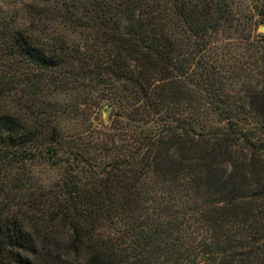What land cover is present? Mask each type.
Listing matches in <instances>:
<instances>
[{
    "label": "trees",
    "instance_id": "obj_1",
    "mask_svg": "<svg viewBox=\"0 0 264 264\" xmlns=\"http://www.w3.org/2000/svg\"><path fill=\"white\" fill-rule=\"evenodd\" d=\"M42 2L0 80V264H191L202 238L264 264V0ZM219 156L260 179L250 216L206 200Z\"/></svg>",
    "mask_w": 264,
    "mask_h": 264
},
{
    "label": "rangeland",
    "instance_id": "obj_2",
    "mask_svg": "<svg viewBox=\"0 0 264 264\" xmlns=\"http://www.w3.org/2000/svg\"><path fill=\"white\" fill-rule=\"evenodd\" d=\"M42 2L43 0H0V80L4 79L6 76L9 77L11 74V69L9 67V61L11 59L8 56V43L13 36L20 34L22 30L27 29V27H32L33 16V4ZM43 3V2H42ZM33 9V10H32ZM31 10V11H30ZM38 13H35L38 17ZM64 34L67 35L69 39L78 37L77 34L73 33L69 28H61ZM261 33H264V26L259 28ZM62 101L67 100L66 95H61L59 97ZM112 108L109 105V101L103 99L101 108L98 109L96 113L97 119H95V124H99L101 127L107 129L110 125V114ZM70 121L62 122L63 126H71ZM202 148H197L200 153ZM204 155V151L202 154ZM174 156L171 157L166 155L163 167L169 168L172 163ZM211 162V158L207 162ZM211 166H208L204 171L208 175L209 170H211V175L208 177V183L202 188L205 194L206 200L214 205L219 215L223 213L224 210L228 209L237 216H250L253 213V209L258 201L254 195L255 189L258 187V179L250 169L245 165H238L237 168H233V162H230L227 158L221 156L217 157V160L211 162ZM174 165H172L173 167ZM35 174L40 177L44 182L50 183L57 180L62 173L59 168H53L47 163H37L34 166ZM175 172V171H174ZM206 179V177H204ZM224 247V250L220 248ZM247 245L246 240L233 241L231 244L223 246L218 243L217 240L202 238L199 241L200 254H194L192 257L191 264H220L224 261L222 258L226 256L227 252H231L235 247L241 246L244 248ZM231 255L226 257L225 260H230ZM41 260L39 259L38 262ZM42 264V263H41Z\"/></svg>",
    "mask_w": 264,
    "mask_h": 264
}]
</instances>
